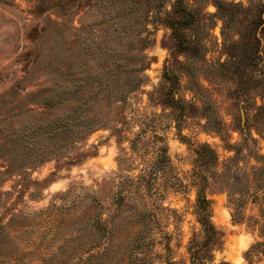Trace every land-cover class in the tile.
I'll return each mask as SVG.
<instances>
[{"label":"rangeland","instance_id":"1","mask_svg":"<svg viewBox=\"0 0 264 264\" xmlns=\"http://www.w3.org/2000/svg\"><path fill=\"white\" fill-rule=\"evenodd\" d=\"M119 164L129 264H190L201 188L213 263L264 264V0H0L1 263L39 264L26 216Z\"/></svg>","mask_w":264,"mask_h":264},{"label":"trees","instance_id":"2","mask_svg":"<svg viewBox=\"0 0 264 264\" xmlns=\"http://www.w3.org/2000/svg\"><path fill=\"white\" fill-rule=\"evenodd\" d=\"M203 148L209 151L206 146ZM165 154V150H161V156ZM139 179L141 181L142 177ZM134 182L129 177H123L119 164L116 176L103 181L96 191L82 187L68 190L58 198V205L51 204L43 211L26 216L29 228H43L42 236L31 244L33 249L19 257H35L39 264H104V260L120 251L126 259L125 264L132 263L141 248L137 244L138 236L148 223L145 211L125 195L126 189ZM129 213L132 214L134 227L138 229L130 232L129 245L121 249L116 238L122 218ZM195 215L202 240L195 236L190 240L187 249L190 264H215L211 253L221 248L222 234L211 223L210 202L202 188L197 192ZM140 226L143 228L140 229ZM3 228V225L0 226V230ZM5 257L2 253L0 264H4L1 262Z\"/></svg>","mask_w":264,"mask_h":264}]
</instances>
